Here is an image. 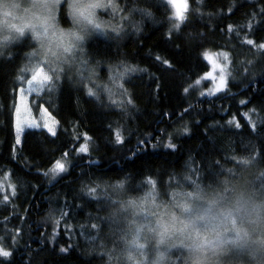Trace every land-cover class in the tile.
Here are the masks:
<instances>
[{
  "label": "trees",
  "instance_id": "obj_1",
  "mask_svg": "<svg viewBox=\"0 0 264 264\" xmlns=\"http://www.w3.org/2000/svg\"><path fill=\"white\" fill-rule=\"evenodd\" d=\"M185 1L177 20L167 0H117L127 22L89 38L84 56L100 85L114 70L121 92L66 75L40 99L54 135L27 129L16 143L18 79L35 44L26 36L0 55V248L10 254L0 264H120L125 226L94 202L134 201L150 180L164 203L195 188L264 184V0ZM57 22L70 25L65 5ZM212 52L228 56L227 88L200 96ZM58 161L68 170L55 177ZM120 177L123 189L111 183ZM170 264L183 263L173 254Z\"/></svg>",
  "mask_w": 264,
  "mask_h": 264
},
{
  "label": "rangeland",
  "instance_id": "obj_2",
  "mask_svg": "<svg viewBox=\"0 0 264 264\" xmlns=\"http://www.w3.org/2000/svg\"><path fill=\"white\" fill-rule=\"evenodd\" d=\"M167 1L172 5L177 20H180L177 17V12L179 11L182 17L186 1ZM40 2L50 4V0H40ZM33 3L34 0H0V55L5 53L10 44L20 41L21 38L26 36H29L31 42L35 44L33 50L25 56V65L18 79L20 87L17 92L14 125L17 144H20L21 136L27 129H43L52 135L56 133L58 129L57 120L43 106L40 101L42 99L41 95L44 92L51 91V87L57 81H60L66 75H73V73L71 68L67 69L65 73L61 72L60 69L63 67L64 61L56 57L50 58L47 48L39 49L31 36L27 34V30L22 36L10 30L4 23L5 19L16 24H19L20 20H12L10 16L5 18L3 15L5 10L14 12L17 17L23 16L26 19L32 16L48 19L52 24L50 31L58 28V9L61 5H65L70 19V25L67 27L70 29L64 33L70 34L74 32L83 37V41L75 42L72 56V63L75 65V75L73 77L83 87H96L108 92L109 96L119 95L121 92L114 70L111 71L110 69L106 85H100L96 80V73L87 67L84 56V44L89 38L94 36L104 37L108 33L119 34L121 25H116L115 21L117 23L121 21L127 22L126 18H122L117 0H60L54 6L50 4L48 7L39 8H33ZM89 3H104L106 5L102 9H82L85 15L89 11L92 13V23L84 20L83 16H78L72 7L73 4ZM13 4L18 5V7L13 9L11 7ZM175 23H177L176 20ZM96 24H99L100 28L97 29L95 27ZM59 32H63V30L60 29ZM4 37L9 38L4 39ZM207 60L209 70L197 80L200 83H195V85L198 87L200 96L213 97L224 92L227 88L229 62L228 56L224 52H212L207 56ZM209 73L212 74L211 77L206 78ZM86 144L87 142L84 145ZM67 170L68 167L64 168V171L53 175L55 177L59 176ZM254 182L256 183L255 187H247V184H232L217 192L199 188H195L190 192H174L167 197V201L164 203L157 199L155 183L150 180L145 183L146 190H144L141 197L125 203L138 204L143 207L145 214L141 219L144 222H150L149 210L153 214L169 211L175 214L180 207L187 206L195 213L209 201L218 200L221 204H230L239 195H243L253 201H264V184L260 183L262 180L254 178ZM244 227L247 229V235H242L238 240L235 232L228 231L222 235L220 240L210 238L200 247L193 243V238L189 233H184L183 235L176 233L169 237L166 243L157 245L154 235L145 231L141 239L146 246L139 250L136 255L137 258H141L142 255L145 264H153L158 254H162L163 257L161 264H170L173 254L177 255L183 264H264V221L256 223L244 222ZM117 241L115 260L120 264H128L126 252L121 243V236L119 239L117 238ZM197 243L199 244V242Z\"/></svg>",
  "mask_w": 264,
  "mask_h": 264
},
{
  "label": "clouds",
  "instance_id": "obj_3",
  "mask_svg": "<svg viewBox=\"0 0 264 264\" xmlns=\"http://www.w3.org/2000/svg\"><path fill=\"white\" fill-rule=\"evenodd\" d=\"M60 29L63 32H68L70 28L61 24L58 25L57 29L50 30L48 35L44 36L42 29L38 25L37 31L41 32L39 37L34 35L31 30L26 32L39 49H48L50 58L56 57L64 61L63 67L60 69L61 72L65 73L67 69L71 68L73 75H75V65L72 63L73 53L65 55L60 41L52 36L53 30H58L59 32ZM80 41H83V37ZM111 183H114L120 189H123L126 185V181L122 177L116 178ZM94 203L101 205V214L125 226L124 234L121 236V243L126 252L128 264H145L142 255L141 258H137L136 255L139 250L146 246L141 239L145 231L154 235L157 245L166 243L167 239L176 233L181 235L189 233L193 238V243L200 247L210 238L220 240L222 235L228 231L235 232L238 240L242 235H247L244 222L256 223L264 221V201H253L243 195L237 196L230 204H221L218 200L209 201L195 213L187 206L180 207L175 214L171 211L153 214L149 210L150 222H144L141 219L145 214V209L138 204L117 203L111 207H106L103 201L97 200ZM102 228H107V224L102 225ZM162 259V254H158L153 264H161Z\"/></svg>",
  "mask_w": 264,
  "mask_h": 264
},
{
  "label": "snow or ice",
  "instance_id": "obj_4",
  "mask_svg": "<svg viewBox=\"0 0 264 264\" xmlns=\"http://www.w3.org/2000/svg\"><path fill=\"white\" fill-rule=\"evenodd\" d=\"M60 0H50L51 6H54L55 4H58ZM49 3H41L40 0H34V3L32 5L33 8H39V7H48L50 6ZM5 7H7L5 5ZM13 9L17 8L18 5L13 4L11 5ZM74 11L77 13L78 16H83L84 20H86L88 23H92V13L89 11L87 15H85L84 11L82 9H102L105 8L106 5L104 3H89V4H73L72 5ZM186 7V5H185ZM4 17H11L12 20H20L19 24L16 23H11L9 20L5 19L4 23L5 25L10 29L18 33L19 35H23L26 30H31L34 35L39 37L41 35V32L37 31V26L39 25L40 29H42V34L44 36H47L49 33V29L52 28V24L48 19H41L39 17H28L27 19L23 16L17 17L14 12H9L7 10L4 11L3 13ZM177 17L178 19L181 18V13L178 11L177 12ZM95 27L98 29L100 28L99 24H96ZM175 27H179V25H175ZM52 36L56 38L58 41H60V44L62 46L63 53L65 55L67 54H72L75 48V42L80 41L82 39L81 36L77 35L76 33H70V34H65L64 32H58V30H53ZM5 39H8V37H5ZM211 73L208 74V77H211ZM35 78V77H34ZM197 84L200 83V81L196 82ZM91 94V93H90ZM239 126V125H237ZM117 140H120V137L117 136ZM169 148H173L174 146L169 144L167 145ZM80 152H86L87 151V146H81L79 149ZM53 172H62L64 171V165L60 163L59 161L56 163L54 166ZM14 194V193H13ZM10 255L8 252L4 251L2 248H0V256H5L7 257Z\"/></svg>",
  "mask_w": 264,
  "mask_h": 264
}]
</instances>
